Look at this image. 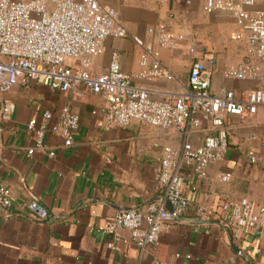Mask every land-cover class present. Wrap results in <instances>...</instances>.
<instances>
[{
    "label": "crops",
    "instance_id": "crops-1",
    "mask_svg": "<svg viewBox=\"0 0 264 264\" xmlns=\"http://www.w3.org/2000/svg\"><path fill=\"white\" fill-rule=\"evenodd\" d=\"M99 2L117 11L129 36L105 40L94 72H106L117 60L133 83L157 100L173 99L187 89L195 60L203 61L213 91L226 88L241 98L263 86L264 60L250 53L245 40L235 38L233 13L208 14L206 0ZM250 10L264 12V0H255ZM167 32L175 36V44L161 48L158 39ZM145 53H150L147 66L142 64ZM153 57L170 71V78L142 77ZM243 63L256 74L242 80L225 76ZM5 105L12 106L6 118ZM64 106L80 121L73 145L65 147L60 136L50 133L45 142L55 155L35 150L30 156L35 140L28 123L36 118L39 125L43 111L57 116ZM104 106L102 96L82 86L64 92L29 82L6 94L0 91V184L12 201L8 208L0 204V264H264V229L243 233L223 210L224 204L243 199L264 204V106L253 115L226 118L229 148L224 159L201 175L185 170L196 186L191 207L163 233L159 245L144 252L128 230L109 233L107 225L120 211L145 214L160 199L157 164L165 154L176 157L184 138L174 129L139 121L106 128ZM210 133L203 123L189 140L200 145ZM250 151L258 157L255 165L248 161ZM226 173L232 174L228 182L222 180ZM33 200L48 210L46 220L27 209Z\"/></svg>",
    "mask_w": 264,
    "mask_h": 264
},
{
    "label": "built area",
    "instance_id": "built-area-1",
    "mask_svg": "<svg viewBox=\"0 0 264 264\" xmlns=\"http://www.w3.org/2000/svg\"><path fill=\"white\" fill-rule=\"evenodd\" d=\"M254 4L255 0H206L204 10L208 14L233 13L238 26L235 38L245 40L250 53L264 60V12L251 11ZM128 36L117 11L99 0H0L1 93H9L20 83L29 82L64 92L82 86L104 98L101 112L106 128H125L139 121L165 130L174 129L184 138L176 157L165 154L157 164L155 180L162 190L160 199L150 204L145 214L137 209L120 211L107 225L109 233L128 230L133 242L144 252L159 245L163 233L191 207V193L196 186L192 179H186L185 170L193 168L196 175H201L211 163L224 159L229 148L226 118L253 115L264 106V84L241 98L230 89L213 91L203 61L195 60L183 93L173 99H154L149 90L133 83L117 60L104 73L93 71L95 59L104 51L105 40ZM158 44L161 48H172L175 36L164 33ZM149 57L150 53L142 56L144 66ZM149 66L142 77H171L158 58L153 57ZM255 74L249 63L225 72L227 78L238 80ZM11 110L12 106L5 105L3 116L8 117ZM203 123L209 125L211 133L200 145H194L189 136ZM79 124V117L68 106L62 107L57 116L49 110L43 111L39 125L33 118L26 127L35 140L28 154L33 155L35 150L48 151L45 138L50 133L60 136L65 147L72 146ZM48 153L51 157L55 155ZM248 161L252 165L258 163L253 151L248 153ZM231 177V173H226L222 180L228 182ZM0 204L6 208L12 204L10 193L2 184ZM26 207L38 220L48 218V210L38 201L33 200ZM223 210L230 213L232 225L243 233L264 229V204L243 199L234 205L224 204ZM198 212L205 214V209L199 208Z\"/></svg>",
    "mask_w": 264,
    "mask_h": 264
}]
</instances>
